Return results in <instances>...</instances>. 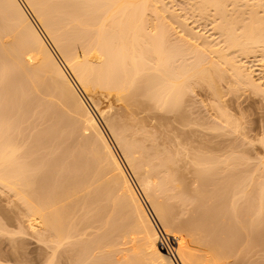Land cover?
I'll list each match as a JSON object with an SVG mask.
<instances>
[{"label":"bare ground","instance_id":"obj_1","mask_svg":"<svg viewBox=\"0 0 264 264\" xmlns=\"http://www.w3.org/2000/svg\"><path fill=\"white\" fill-rule=\"evenodd\" d=\"M196 1L191 9L198 16L205 18L212 10L211 17L223 20L216 23L214 17L213 28L222 35L219 43L224 48L202 40L203 47L198 46L201 54L199 50L195 53L194 41L201 40V35L189 30L187 36L196 35V39L185 43L184 37L177 38L180 49H176L174 41L170 42L173 28L167 22L162 26L166 11L164 7L159 10L158 4L167 9L163 0H0V99L1 107H8L9 112L2 119L5 123L0 121V194H14L18 208L26 213L32 236L51 250L44 264H62L70 245L75 253L66 251L68 264L83 263L78 260L79 252L87 254L90 258L86 260L93 264H177L173 254L182 264H232L235 256L254 247L261 249V244L264 248V168L260 169L264 164L253 171L242 155L213 157L196 152L188 155L192 165L187 160L185 166L191 165L192 179L195 177L197 186L191 187L185 176L191 171H182L179 164L186 155H181V149L176 151L182 142L176 150L169 147L173 152L168 151L170 145L162 149L154 142L164 139L150 142L145 130L149 146L144 139H140L145 144L141 145L138 138L127 134L129 125L113 109L115 98L141 112L157 109L177 114L195 81L206 82L217 94L218 82L230 72L227 78L233 80L234 84L229 79L232 88L249 85L261 90L254 79L253 61L247 60L249 54L259 56L257 61L264 70V15L260 14L264 0ZM233 8L236 14L230 10ZM174 16L170 15L177 19ZM184 47L192 49L197 60ZM178 50H184L181 53L186 57ZM206 51L216 61L204 56ZM234 53L240 58L248 56L240 60ZM98 95L108 99L104 107L96 102ZM13 116L25 123L21 131L30 133L22 146L11 141L12 133H21ZM45 118L48 125L44 129L39 120ZM99 118L107 122L124 161ZM179 119L187 117L181 114ZM60 138L62 148L57 145ZM164 141L163 145L169 140ZM29 147L39 154L25 153ZM241 165L248 168L245 176L244 168L238 170ZM127 167L162 222V234ZM183 214L185 219L178 221ZM2 226L1 235L11 234ZM78 226L94 231L84 228L91 234L82 232L80 238L81 233L75 231ZM74 237L80 241L74 242Z\"/></svg>","mask_w":264,"mask_h":264},{"label":"rangeland","instance_id":"obj_2","mask_svg":"<svg viewBox=\"0 0 264 264\" xmlns=\"http://www.w3.org/2000/svg\"><path fill=\"white\" fill-rule=\"evenodd\" d=\"M192 1H194V0H163V4L167 6V9L165 6L160 5V3L158 4L159 10L161 9L160 7H162V8L164 7L163 9H164V11H166V13L164 12V14H163L164 17L162 16V18L165 19V22L163 23L162 26H164V24L166 25V22H167L170 25V27L173 28L172 30L174 31V32L172 31V33H171V36L174 35V36H172L174 39L171 38V36L168 34L169 38H171L170 42L174 41V42H172L173 44L178 43V40L179 39L181 40V38L183 39V37H184V39L182 41L187 40L189 43L190 42L189 40L192 39V37L196 36V35H193L192 37L189 36L190 38L187 36V32L190 33V31L192 30V32L193 31L196 32L195 34L201 35V40L200 39L198 41L192 40L195 42L196 45L193 42L191 47H193V44L195 45L194 47H198V46L200 47V46H202L201 42L203 44V41L207 42L208 44L210 43V46H213L214 44L217 45L219 42L222 41L220 38L221 34L219 35L218 32L216 34L213 26L214 27L216 26L215 24L217 23V20L219 18H217L215 15L214 17H216L215 18L216 23H214V20H213L214 17H211V16H213L212 10H210L211 13H210V11H209V13H207V16L205 18L202 16H198L199 13L198 14H197V12L194 13L195 11H192V9H191L193 7V6L191 7V4H193ZM231 1H229V2L231 3ZM161 3H162V1H161ZM229 5H227L228 8H229ZM230 8H232V7H230ZM230 10L233 13H235L234 8L230 9ZM228 11H229V9H228ZM245 11H244V13L247 12V11L246 12ZM233 13H231L232 14L231 17H233ZM172 14L176 15L174 17H177V19L176 18L172 19L170 17V15L172 16ZM209 14H211V15H209ZM229 14H230V12H229ZM260 14L264 15V10H260ZM209 17H211V18H209ZM153 18H155V17H153ZM241 18L243 19V16ZM31 19H32V17H31ZM155 19H157V18H155ZM164 19H161L160 23H162L164 21ZM245 19L247 20V17L244 18V21H246ZM157 21H159V20L157 19ZM220 21L222 22L223 20L221 19ZM220 21H219V23H221ZM160 23H158V24L160 25ZM168 24H167V26H168ZM189 33H188V35H190ZM177 38H178V40H177ZM195 39H196V37H195ZM185 43H186V41H185ZM188 43H187V45L190 46ZM179 45L181 46L182 44H179ZM224 45L222 43H219L220 49L224 48L225 47ZM177 46L178 45L175 46L176 49H180V48H178L179 46L178 47ZM188 46H186V47H188ZM175 47H173V48H175ZM181 47H183V45ZM186 47H184V49ZM199 47L197 48V50L195 48V51H196V52L194 51L195 53H197V51L199 50ZM188 48H186V50ZM217 48H218V46H217ZM200 49H202V48H200ZM188 50H190V49H188ZM202 50L204 51V48ZM199 51H198V54L200 55L201 51H200V53H199ZM179 52L184 53V50L183 51L181 50ZM191 52H190V54L193 55V52L192 53ZM207 53H208L207 51H206V53L204 52V56H207L208 55ZM234 54L235 55L232 54V56H234L236 58V55H237L240 58L238 53H234ZM256 54L261 55L260 53H256ZM177 55L179 56V54H177ZM182 55H184V54H182ZM182 55L179 57H184L186 55V53L184 56H182ZM194 55H197V54H194ZM194 55H193V57H195L194 59H196V56H194ZM199 55L197 57H199ZM253 55H254V57H252ZM208 56L210 57V55H208ZM241 56L242 57L240 58V60L244 59V57L246 58V56H248V55H246L244 57H243V55H241ZM249 56L250 57H248L249 59L247 61H249V60L253 61L251 65L253 68L252 70L254 71V73H253L254 79L256 80V83L261 85V90H259V91L253 90L254 88H251V86H249V85L248 86L244 85L243 88L239 87L240 89L242 88L241 90L238 87H236V89L232 88V87H234L231 84V81L233 83V80L229 78L231 80L230 81L227 78V77H230L229 74L231 73V72L230 73L228 72L229 74H227L228 75L227 77H226V75H224L226 78L223 76L225 79H223V77H222L221 78L222 80L220 79L221 81L217 80V81H219L216 88H215V89H217L216 90L217 92L219 91L218 93L216 92L217 94H214L215 91L212 92L213 91L212 87H209V85L206 82H204L205 83L204 84L201 81V83H203V84L200 85L199 84L200 81L199 82H198V80L195 81V83L197 82L196 86L194 85L195 83L192 84L193 89L190 87V89H192V90L188 89L189 91L188 92L186 91V95L183 96L184 99L181 100V102H183V103H181L182 105L179 104V105H181L180 111H182V112L176 111L177 114H175L174 112L173 113H171V112L166 113V112H164V110L163 111L161 110L159 112V110H157V109H155V110L150 109V110H147L146 112L144 110H142L144 112H141L140 109L131 108V106L130 105L128 106L126 104V102L124 103V101H120V100H117L115 98L113 99L114 100L113 106L115 107V108L113 107L114 112L118 113L120 115V117H122V121H123V118H125L123 121V124L127 123L126 125H129L127 128V130H129V131L128 132L126 131L127 134L129 136H132L135 139L138 138L137 140H139V144H141V145L146 144V146H149V141H146V139H144V135H145L144 131L145 130L147 131L145 137H147V139H150V142H152L153 139L158 140L159 138L161 140H158V141H162L164 139L165 141L169 140L170 142H173L170 144V142L168 141L169 143L166 142L163 145L164 140L162 141V143L154 141L157 145L160 143V146L162 145V147H161L162 149L163 148L165 149L166 146L170 145V146H168V151H169V149L171 150V148H169V147H172L173 149L176 150V147H178V144H179L178 142H180V143L182 142V144L180 145L181 147L180 148L178 147V150H176L178 152L181 149V151L183 152L181 155H186V157L182 156L181 161H179V164L181 163L180 166H182L181 168L183 169V170L181 169L182 171L187 172V170H190L192 172V169H191L192 161L189 159H191L192 155L196 154V152L197 153H204V155L213 156V157L214 156L223 157L224 155L226 156L227 154L235 153V154H237V155L234 154L235 156H238V155L244 156V158H245L244 164L247 165V167H248V165L250 166L249 170H252L253 167L254 168L257 166L259 167V165L263 166V164H264V70L262 67H260V64H259L260 62L257 61L259 56H255V54H252V55L249 54ZM193 57H192V59H193ZM201 57H202V55H201ZM238 57L236 59L237 61L239 60ZM211 58H214V61H216L214 54H211L210 59ZM260 58H261V56H260ZM186 59L191 60V55H190V59L188 56ZM183 60H184V58H183ZM187 60H186V62H187ZM189 62H191V61H189ZM188 64L189 63H187L186 65H188ZM231 75H232V73H231ZM81 93H82V91H81ZM82 94H83V96H85V98H87L88 95L86 93L83 92ZM216 95H218V96H216ZM106 99L107 98H105L104 96L98 95L96 97V102L99 104V106L104 107L108 103L107 102L108 99H107V101H106ZM2 107H1V99H0V121L2 119H5L6 115H8L7 113H9L6 111L8 109V107L6 110L3 109ZM113 109L111 111V116H112ZM178 109H180V108H178ZM9 110L11 111L10 108H9ZM132 110H136V112L132 111ZM137 110L139 111L138 113H137ZM156 111H157V113H156ZM12 113H10V116ZM134 113H136L137 115H135ZM14 114H16V113H13V115ZM118 114H115L116 117L118 116ZM181 114H182V116L186 115L187 120L186 119H182V120L179 119ZM177 115H179V116H177ZM158 116H159V118H158ZM161 116L163 118H165L166 120L162 119V121H161V119H160ZM8 117H7V121L10 119ZM116 117L114 116V118H116ZM120 117H119V119H120ZM157 118L160 120H158ZM184 118H185V116H184ZM13 119H15L14 116L11 120H13ZM99 119H100V122L103 126V129L105 131L107 138L109 139L113 148L117 151V153L119 154L121 159H123V161H124L123 153H122L120 147L118 146V144L115 140V137L112 135L109 126L106 124L107 122H104V119H101V118H99ZM163 120L165 121L166 125H165V123H163V125L161 124L163 122ZM2 121L5 123L4 120H2ZM15 121L16 120H13L14 123H15ZM159 121H160V123H159ZM16 122L20 123V124H18V127H21L19 129V131H21V130L24 131L23 128L25 127V123L21 124L20 121H16ZM39 122L41 124L40 125L41 128L45 129L48 125V120L46 118L39 120ZM139 122H141V123H139ZM135 124H136V126L134 127ZM126 125H125V127H127ZM139 125L142 127H140ZM6 126H5V128H7ZM156 126L157 127L160 126L161 128L159 129V127H158V131H157ZM18 127H15V128H18ZM154 127H156V128H154ZM164 128H165V131L168 133L166 136L169 135L168 137L165 136ZM22 131H21V133L19 132L20 135H19V133H16V134L14 133L15 135L12 133V138H11V132L12 131H10V129L8 130V133L10 132V134H9L10 138L12 139L11 141L16 143V145L18 144V146H22L24 141H26V140L28 141L30 139V133L28 131H25V132H22ZM159 131H160V134H159ZM23 133H25V134H23ZM28 133H29V135H28ZM153 133H154V135H153ZM162 133H164L163 138H162ZM149 134L153 137L149 138ZM175 137L177 139H174ZM140 139L141 140L144 139L145 144L142 143L140 141ZM175 140H178V141L176 142ZM185 142L188 144H186ZM21 143H22V145H21ZM63 143H64L63 138H60L57 141L58 146L62 145L61 148L63 147ZM186 145H188V148H189V146L191 148L188 149ZM163 146H165V147H163ZM59 148H60V146H59ZM26 149H25V153L35 154V155L38 153L37 152L38 150L35 148L32 149L31 147H29L28 150H26ZM189 150H191L194 153H190ZM171 151L173 152V150H171ZM60 154H61V152H60ZM232 154H230V155L232 156ZM188 155H191V157L189 158ZM183 157H185V158L183 159ZM55 159H54V161H57L56 157H55ZM187 160H188L189 164L191 163V165L190 166L188 165V167H185L188 164ZM59 162H60V160H59ZM59 162L57 161V163H59ZM182 163H184V165ZM245 165H241L242 166L241 168H239L240 166L238 167L239 171L243 170L242 171L243 176H245L248 173V172H246V171H248V168ZM185 168H187V169H185ZM242 168H244L245 170ZM263 168H264V166L262 168L260 167V169H263ZM255 169H253V171ZM127 171L129 173V176L133 180V182H134V184H135V186L139 192V195L141 194L140 197L143 200V202L145 203V206L147 207L148 211L151 212V214L153 215V217L155 219V223L162 230L163 229L162 222L160 221V219L156 215V213H154V211L152 210L151 204L149 202H146V200L144 199V196L142 195L141 187L139 186L138 180L136 179L134 174L131 172L129 167H127ZM185 172H184V174H185ZM188 173H189V171H188ZM190 173L185 174V176L187 175L186 177H188L187 182L190 183V185L191 184L193 185L191 187L197 186V184L194 181L195 177H194V179H192L194 176L193 172L191 174ZM190 180H193V182ZM40 185L42 186L43 183L42 184L40 183ZM40 185L38 183V186H40ZM6 194H8V193H6ZM6 194L5 195L0 194L1 195L0 196V224L3 225L2 227H4L3 228L4 231L6 230L5 233L9 232L11 234H9V235H8V233L6 235L0 234V261H2L1 263H4V264H7V263H9V264H44L45 263L44 261H46V259L44 257H47L48 255H46V254H49L51 250L47 249V248L45 249L32 236V233L28 227L29 222H28V218L25 215L26 213H23L24 210H22V207L18 208V207H20V205L17 202H15L16 197L15 196H14L15 198L12 197L14 194L12 195V194H10V192H9V195H6ZM14 202L17 203L18 206L15 205ZM210 202H208V203H210V204L213 203L212 200ZM179 212H180V210H179ZM177 216H179V215H177ZM186 216L187 215H184V217L179 216L181 218L178 221H182V218L184 220ZM78 228H79V226L77 227V229ZM84 228L80 227L78 230L77 229L75 230L76 232L78 231L79 233H81V236L79 235L80 238H82V235L84 234V233L82 234V232L86 233L88 231V229H86L87 227L85 228L87 231ZM22 229H25L26 232H25V230L23 232H25V234H28V235L25 236V234L22 232ZM89 230L90 231H88V232L94 231V229H92V228H89ZM18 231H19V233H18ZM78 232H77V235H78ZM88 234H91V233H88ZM22 235H24V236H22ZM74 236H76V235H74ZM79 237H74V239H73L74 242L76 241V243H77V241H80V240H78ZM192 240H193V238H192ZM258 246H260V245H258ZM261 246L258 247L261 249H257L256 247H254L253 250H250L249 252L247 251V253L246 252L243 253V256L242 255L241 256L240 255L235 256L233 259H231V262H234L232 264H251L254 261H256V262H254V264L255 263L257 264L258 262H259L258 264H260V260L264 261V257H263L264 254H263V252L260 251V250H262V251L264 250L263 244H261ZM70 247H71V245L69 247H67V249L64 251L65 252L64 255L65 256L67 255L66 257H68V252L72 253V251H71L72 248H70ZM72 247H73V244H72ZM119 247L121 248V246H119ZM122 247H124V249H125V248H128L129 245H122ZM198 249H200V248H198ZM66 251H68V252L66 253ZM259 251H260V253H259ZM74 253L75 252H73L72 254H74ZM86 255H85V253L83 254V253L79 252L80 259L78 258V260H80V261L83 260V263L82 262H80V263H82V264H93L92 260H90V259H88L89 261L86 260V258L88 257ZM65 256L63 257L64 259L62 258V264H68V259ZM84 256H85V261H84ZM111 256H112V254H111ZM74 257H77V256L74 255ZM116 257L117 256H115V258ZM88 258H90V257H88ZM117 258H119V256ZM76 260H77V258H76ZM179 263L182 264L180 261H179Z\"/></svg>","mask_w":264,"mask_h":264},{"label":"built area","instance_id":"obj_3","mask_svg":"<svg viewBox=\"0 0 264 264\" xmlns=\"http://www.w3.org/2000/svg\"><path fill=\"white\" fill-rule=\"evenodd\" d=\"M150 214H151V212H149ZM151 217L153 218V221H155V219H154V217H153V215L151 214ZM157 225V224H156ZM157 227H158V229H159V231H160V233L162 234V232H161V230H160V227L157 225ZM164 238V237H163ZM164 240H165V238H164ZM163 240V241H164ZM164 244V243H163ZM172 245V244H171ZM163 247H165V245H163ZM173 259L176 261V263L177 264H179L178 263V261H177V259L175 258V256H174V254H173Z\"/></svg>","mask_w":264,"mask_h":264}]
</instances>
